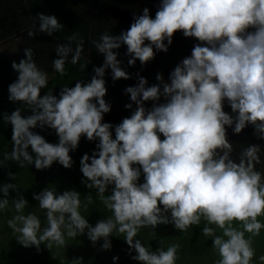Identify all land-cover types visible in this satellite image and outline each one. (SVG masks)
<instances>
[{"label":"clouds","instance_id":"1","mask_svg":"<svg viewBox=\"0 0 264 264\" xmlns=\"http://www.w3.org/2000/svg\"><path fill=\"white\" fill-rule=\"evenodd\" d=\"M63 28L57 16L40 12L27 35L52 36ZM177 30L200 41L191 55L171 70L167 81L157 73L158 83L149 85L137 73V83L123 90L131 101L124 107L132 109L131 114L116 125L104 122L111 110L104 98L106 70H111L113 81L130 78L114 50L126 45L127 64L135 65L138 59L146 65L154 50H168ZM90 44L103 54V63L94 66L90 80L64 84L58 95L47 88L48 73L34 60L33 48L25 47L24 58L11 62L17 78L8 85V99L20 102L30 114L17 107L0 117L12 129V148L3 153L0 167L11 160L40 170L54 162L70 168V152L82 135L98 141L91 155L80 158L82 183L95 189L111 215L92 225L81 214L82 207L93 203L90 191L82 201L75 189L45 187L32 194L44 210L42 227L38 215L25 214L28 200L22 194L17 192L10 202V190L17 185L6 182L0 184V212L14 209L6 223L17 242L38 250L43 243L51 250L87 230L93 244L103 240V249L111 248V235L122 236L129 252H135L131 258L141 264H176L178 244L152 251L137 233L161 223L184 231L203 219L201 231L219 254L215 264H254L253 237L264 228L258 219L264 216V173L255 168L262 147L248 144L234 160L227 128L239 134L251 124L264 140V0H160L154 17L144 7L142 14H133L126 30L105 31ZM83 48V37L73 32L57 43L52 69L64 76L66 63H79L84 70L90 62L83 61ZM146 101H153L151 107H145ZM225 102L231 114L224 110ZM45 127L55 131L56 143L33 131ZM8 176L16 178L12 172ZM118 259L112 257L114 264ZM257 259L264 264V254ZM71 264H83L82 257Z\"/></svg>","mask_w":264,"mask_h":264},{"label":"trees","instance_id":"2","mask_svg":"<svg viewBox=\"0 0 264 264\" xmlns=\"http://www.w3.org/2000/svg\"><path fill=\"white\" fill-rule=\"evenodd\" d=\"M82 58L83 61L90 62L84 70L79 68V63L77 65L66 63L67 73L64 76L56 72L50 75L49 71H47L49 77L47 88H52L53 94L58 95L64 84L73 86L77 79H91L94 74L93 68L98 65L85 55H82ZM13 60L15 59L11 58L10 54L0 50V117H2L3 113H10L17 107H21L22 111H24L20 102H12L8 99V85L17 78V72L11 67ZM105 80L107 92L104 98L111 104V110L104 114L103 120L116 125L122 118L129 116L132 111V109L124 107L126 103H131L129 95L123 91L129 84L123 82L122 79L113 81L111 75L107 73ZM47 88L42 89L41 94H44ZM152 103L153 101H146L145 107H151ZM133 108H135L134 103ZM24 114H30V110L26 109ZM33 131L43 135L48 142L56 143L58 141V136L53 129L45 127L44 129L35 128ZM11 135V125H6L0 118V159H3L4 152L11 151ZM161 138H163L162 134ZM97 142L89 141L82 135L78 147L70 152L73 160L70 168H65L58 162H54L51 167L40 170L36 169L34 165H28L27 163L20 167L16 162L9 160L5 166L0 167V184L6 182L16 183L17 190H10V202L11 198L15 197L17 192H19L28 200L25 208L29 211H32L34 207H38V201L33 199L32 194L40 192L45 187L55 188L58 192L66 189H75L81 193L82 201L90 191L93 203L89 204L86 209L82 207L81 214L87 218L90 224L95 225L97 221L105 219L111 213L103 208V205L96 197L95 189L90 190L82 183L83 174L80 171V158L84 153L91 155ZM263 159L264 157L261 161ZM256 169L264 173V162H260ZM8 172L16 174L15 180L8 176ZM139 182H143V176L140 177ZM13 215L14 209L11 207L0 212V264H52L55 258H57L56 261L61 260L56 252L48 249L43 243L40 244L39 250L36 246L24 247L19 244L12 229L6 223ZM204 224L205 221L201 219L200 224L190 225L186 230L180 231L172 223H161L155 229L150 227L140 228L136 238L140 239L152 251L157 247L167 248L170 244H178L176 264H215V261L219 259V254L212 246L211 237L202 233L201 229ZM210 226L215 227L214 225ZM216 234H220L219 229H216ZM109 239L111 241L110 249L101 248L103 240L93 244L88 239L89 241L86 242L82 249H78L76 253L69 255L68 258L70 260L66 264H71V260L76 257H82L83 264H114L113 256L119 257L115 264H141V262L131 258L135 255V252H129V245L122 236L111 235Z\"/></svg>","mask_w":264,"mask_h":264},{"label":"crops","instance_id":"3","mask_svg":"<svg viewBox=\"0 0 264 264\" xmlns=\"http://www.w3.org/2000/svg\"><path fill=\"white\" fill-rule=\"evenodd\" d=\"M160 0H0V50L10 54L19 62L24 58L25 47L33 48L34 60L38 66L53 75L52 59L57 58L55 47L63 43L73 32L79 33L84 40L82 55L100 66L104 57L90 44L105 31L110 34H119L126 30L132 20L133 14H142L144 7H148L150 15L155 16ZM43 12L53 14L64 24V28L52 36L44 32L37 33L34 37L27 35L32 29L36 14ZM251 30V29H250ZM166 43V41H165ZM200 43L195 37H185L182 30L173 34V42L168 50H154V58L141 65L139 60L135 65H128L126 45L116 49L121 66L130 74V78L122 79L123 82L134 86L137 83V73L144 76L149 85L158 83L155 76L161 73L167 81L171 70L185 57L191 55V49ZM74 46V45H73ZM111 73L110 69L106 70ZM49 75V76H50ZM111 75V74H110ZM160 102H163L161 97ZM224 110L231 114L230 106L225 102ZM227 139L233 144L232 158L238 161V154L248 144H260L264 157V140L254 134V127L248 124L239 134L227 128ZM264 162V159L263 161ZM259 164L255 165L257 168Z\"/></svg>","mask_w":264,"mask_h":264},{"label":"rangeland","instance_id":"4","mask_svg":"<svg viewBox=\"0 0 264 264\" xmlns=\"http://www.w3.org/2000/svg\"><path fill=\"white\" fill-rule=\"evenodd\" d=\"M24 212L25 214H27L28 212H34L36 215L40 217L42 227L45 225L46 221L44 219V210L39 209V207H34L32 208V211H29L27 208H25ZM258 219L264 222V216L259 217ZM234 226L238 227L239 223L234 222ZM247 235L248 234L246 233V236ZM5 237H7V235H5ZM88 241L89 240L86 235V230L84 234H79L75 238L66 237V243L63 247H58L57 249L56 246H53L52 248L53 252H56L58 257L61 258V260L56 261L57 258H55V261L52 264H66L70 260V258H68L69 255L76 253L78 249H82V247H84V245ZM252 247L255 250V254L253 256L254 264H261V262L257 259V257L264 254V228L261 229L260 234L258 236L253 237Z\"/></svg>","mask_w":264,"mask_h":264}]
</instances>
